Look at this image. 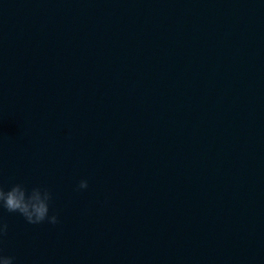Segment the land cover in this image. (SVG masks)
<instances>
[{"label": "clouds", "instance_id": "clouds-1", "mask_svg": "<svg viewBox=\"0 0 264 264\" xmlns=\"http://www.w3.org/2000/svg\"><path fill=\"white\" fill-rule=\"evenodd\" d=\"M88 188L87 180H80L78 190ZM52 194L46 187H33L30 190L21 183L13 184L7 190L0 185V209L9 213H19L28 224L38 225L47 221L51 225L59 223L57 213L49 214ZM8 234V224L0 218V264H14L15 257L5 255L4 238Z\"/></svg>", "mask_w": 264, "mask_h": 264}]
</instances>
